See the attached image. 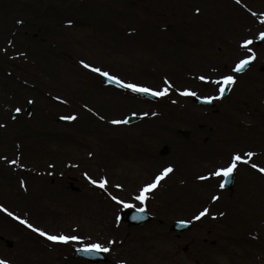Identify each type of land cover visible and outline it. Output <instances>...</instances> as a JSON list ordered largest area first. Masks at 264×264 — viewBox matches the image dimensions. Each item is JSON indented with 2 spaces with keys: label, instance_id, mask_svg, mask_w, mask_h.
<instances>
[{
  "label": "rangeland",
  "instance_id": "obj_1",
  "mask_svg": "<svg viewBox=\"0 0 264 264\" xmlns=\"http://www.w3.org/2000/svg\"><path fill=\"white\" fill-rule=\"evenodd\" d=\"M242 1L244 10L248 5L243 17L230 14L234 10H223L216 26L204 31L196 22L191 28L182 27L180 15L190 24L192 17L187 14L199 9L205 22L209 13L204 7H212L213 0L206 6L199 0H0V124L4 125L0 127V205L50 234L80 237V242L53 243L25 224L16 228L20 221L0 210L3 260L13 264L20 256L28 264H56L51 258L55 253L72 259L69 256L75 250L99 243L109 249L107 264H264V173L251 163H238L231 190L221 189L223 177L212 175L241 153L237 138L241 127L261 133L257 137L250 133L245 149L256 154L251 162L264 166V40L260 39L264 0ZM234 22H244L241 31ZM244 39L253 40L250 47L256 61L245 74L237 75L232 71L235 64L250 55L240 47ZM181 46L188 48L189 55L172 56L169 50ZM43 47L49 48L50 66L48 70L32 69L28 61L36 59ZM213 49L219 54L212 55ZM191 57L194 68L183 63ZM84 63L154 90L162 89L167 79L173 84L172 93L156 103L142 100L130 91L108 87ZM173 66L210 80L231 74L237 83L227 99L213 100V108L200 107L195 99L218 96L220 86L181 78L184 74L170 75ZM92 90L103 100L102 114L117 120L136 116L138 121L110 130L97 128L92 132L95 141L75 140V131L68 129L63 117L71 109L86 112L79 101L82 104L91 94L98 97ZM185 90L197 96L181 95ZM51 94L70 110L61 111L59 105L47 116L42 105ZM28 101L30 113H26ZM122 101L129 106H121ZM175 102L188 110L181 117L163 111ZM16 108L21 111L14 119ZM179 131H188L190 136L185 139ZM226 135L230 140L224 139ZM30 143L37 147L34 152L23 147ZM164 148L167 154L163 156ZM104 159L110 168L102 176L96 166ZM13 160L18 163L12 164ZM186 162L200 165L201 174L212 175L204 196L210 204L219 203L217 207L196 200L189 205H167L166 193L178 190L188 195L187 187L177 188L172 181L150 193L143 204L135 199L163 168L170 165L178 171ZM90 176L98 181L106 178V190L90 183ZM246 180L255 181L263 192L258 193L255 184ZM240 190L245 195H239ZM113 196L133 208H146L152 222L137 228L120 222L124 205ZM213 196L219 199L213 201ZM205 207L209 214L196 220ZM177 221L192 222L193 230L184 235L172 233L170 228ZM184 247H188L186 252ZM33 251L42 256L31 259Z\"/></svg>",
  "mask_w": 264,
  "mask_h": 264
},
{
  "label": "bare ground",
  "instance_id": "obj_2",
  "mask_svg": "<svg viewBox=\"0 0 264 264\" xmlns=\"http://www.w3.org/2000/svg\"><path fill=\"white\" fill-rule=\"evenodd\" d=\"M210 1L211 0H199V4L200 5L204 4V6H206L207 3H209ZM231 1L234 3V6L231 5L232 4ZM245 2H249V0H245ZM242 4L245 5V3L243 1H242ZM242 4L241 3L237 4L236 0H213L212 7L208 8V9H206L204 7V11L209 13L208 19L205 20V22H202V18H200L203 11L199 10V12L197 13V11L195 10L192 13L187 14L188 16L192 17V19H193V21L191 19L190 24H188L186 22L187 18H185L183 13H181V15H180L181 26L184 28H191L193 25V22H196L202 26L201 29H199V30L206 31V30L212 29L211 27L212 26L215 27L216 24L220 21L218 14L223 10H227V9H228V11H229V9L234 10L230 14L240 15L241 17H243L244 11H246L248 5L246 4L245 10H244L242 7ZM158 5H159V3H158ZM238 7L243 12H241L238 9ZM159 9H162V7H160ZM64 16L66 17V20H67V17H69L66 14ZM235 17L238 18V16H235ZM49 21H51V18H49ZM236 23H238V24H236ZM243 23L244 22H240V23L234 22L233 26H235L236 29L241 31L242 27L244 25ZM27 24L28 23H26L25 25H27ZM71 24H72V22H71ZM71 24H68V25H71ZM227 33L231 34V32H227ZM22 34H23V30H22ZM208 36H210V35H208ZM51 38L53 39V36H51ZM222 42L228 48L229 45L225 41H222ZM209 47H213V46H208V48ZM210 50H212V49H210ZM169 52L172 54V56L179 54V53L182 54L183 56L189 55L188 48H186L184 46H181L179 49H175V48L170 49ZM46 53H48L47 57H46ZM211 53H212V55L219 54L215 51V49H213V51H211ZM220 53H223V50H220ZM36 57H37L36 59H31L30 61H28V65L32 69L39 68V69L48 70V67L50 66L49 61L51 60V58L49 59V57H50L49 48L43 47L42 50L39 52V54ZM183 58H186V57H183ZM183 63L188 64L189 68H194V65H195L192 57L189 61L186 59V62H183ZM75 71L77 72L78 70L75 69ZM168 74H170V75L174 74L173 76H176V74H184V72L180 70L179 66H173L171 68V70L168 72ZM191 74H194V73L188 72L187 74L181 75V78L185 77V78H189V79H196L199 81V78H197L196 76L193 77V76H191ZM81 80L83 81V79H81ZM74 81L80 82V80L78 78H74ZM69 89L73 90L70 87H69ZM80 92H82V91H80ZM92 92L96 93V95L98 96L97 92H95L94 90H92ZM171 93L172 92L170 90L167 97L170 98ZM176 93H178V92H176ZM70 95L73 97V94H70ZM80 95L82 96V93H80ZM74 97H77V96L74 95ZM84 98L85 99L83 100L82 104H81V100L79 101V107L82 108L81 110L86 111L83 114H79V113L73 111L72 109L70 110L66 106V104H65L66 102H64L60 97H58L54 94L50 95V97H49L50 102L47 100L46 102L43 103L42 106L45 107L46 110L48 111V112H45V111H43V112L46 113L47 116H49L50 113H52V111L55 110V108H58L57 106H59V105H61L63 107V109L61 111L68 112V110H70V112H68L69 113L68 116L74 115L77 117V119L75 121L68 120L66 125L70 131H72V130L75 131L74 132V139L75 140L78 139L80 141H83L85 139H94V141H95V139H97V136L95 134H93L92 132L94 130H96L97 128L110 130L111 128H113L115 126L114 124L111 123V121L114 120V118L101 113L99 108H102V102H101L102 99H100L99 96L95 97L94 94H91V96H85ZM182 99H183V97H182ZM52 103H55V105H53ZM119 103L121 104V106H126L127 104L129 106V103H126L124 101L119 102ZM112 104H113V106H111V107H114V102H112ZM173 105H176V106H173ZM163 111H165V112L171 111L169 113V115L171 114L170 116L181 117L182 114H184L188 110L183 105H181L180 103L175 102V103H172V106H169V107L165 106L163 108ZM261 115H262L261 121L263 122V129H264V112ZM46 132L48 133V130H46ZM260 134L261 133H258V132L256 133L257 136H259ZM262 135L264 136V131H262ZM41 139H43V137ZM23 147H24V149H26V147L32 148L31 149L32 152H34V149L37 148L35 145H33V143H30L29 145L25 144V145H23ZM199 166L200 165H198V164H195V165L191 164L190 166H188L187 162L183 163V165L181 166V168L178 171L177 170L175 171V169H174L172 173H170L164 180L161 181V183L159 184L157 189H159L162 184H164V185L169 184V182L172 181L174 186L177 185L176 186L177 188L178 187H187L186 192L188 193V195L190 193V197L188 195H186L184 192L182 193L181 191H178V190L175 193H172V192L170 194L166 193L165 198L167 201V205L171 206V204H174L175 206H177L179 204H184L186 202H188L187 205H189L195 200L200 201L202 203L205 202L206 204H208L214 208L217 207L216 205H219V203H216V205L210 204L207 201V198H205L204 193H205V191L208 190L207 183L209 182V180L212 177L210 175L207 176L206 173L201 174ZM244 171H245V168H244ZM246 171H248V168L246 169ZM201 176L210 177V179L201 180V179H199V177H201ZM246 182H249V180H246ZM251 182L255 184V186L252 184V187L254 186L255 189L258 190V193L263 192L261 189H258L257 183L255 181L254 182L250 181L249 185L251 184ZM238 193H239V195L240 194L245 195V192H243L241 190ZM263 197H264V195H263ZM240 198L242 199L241 196H240ZM211 202H212V199H211ZM215 217L218 219L220 218L218 214ZM245 220L248 221V217H245ZM259 230H261V228Z\"/></svg>",
  "mask_w": 264,
  "mask_h": 264
},
{
  "label": "snow or ice",
  "instance_id": "obj_3",
  "mask_svg": "<svg viewBox=\"0 0 264 264\" xmlns=\"http://www.w3.org/2000/svg\"><path fill=\"white\" fill-rule=\"evenodd\" d=\"M236 3L240 4L241 0H236ZM196 11L198 13L199 9H197ZM254 15H255V13H254ZM262 22H264V21H262ZM21 23H22V21H21ZM69 24H71V21H69ZM260 39L264 40V32L260 33ZM252 44H253V40H251V39H244L243 42L240 44V47L242 49H245L248 53H250V55H247L245 58L240 59L235 64V67L232 69L233 72H235V73L243 72L252 63V61L255 60L256 54L252 50V48L250 47V45H252ZM83 66L87 69H90L92 72L98 73L99 75L105 77L107 81H109L115 85H118L121 89H127L132 93H137L140 95L164 97V96H167L169 94L170 89L173 88V84L171 82H169L167 79L164 80L165 86L162 89L154 90L153 88L146 87V86H143V85H140L137 83L125 82L124 80H121L118 76L112 75L109 72L104 71L99 67H93L92 65L87 64V63H84ZM198 78H199V80L203 81L205 84L211 83V84H216V85L220 86L219 87V96L205 97L204 98L205 102H211L215 99L223 98L225 92L237 83L236 77L234 75H231V74H224L219 79H216V80H210L207 76H204V75H201ZM180 94L184 95V96H194V97L197 96L196 92L188 91V90H185V91L181 92ZM15 111L17 113H19L21 111V109L16 108ZM63 119L75 121L77 119V117L72 115V116L63 117ZM128 122L129 121L126 119L125 120L114 119L111 121V123L114 125L127 124ZM3 126H4L3 124H0V127H3ZM255 155L256 154L252 151H248L246 154H243V155L242 154H234L231 157L228 166L217 168L216 171L212 173V175L216 176V177H223L224 178L223 182L220 183L219 187L221 189H223L226 186V184L229 182V180L233 176L235 170L237 169L238 163H243V164L251 163V167L253 169L258 170L260 173H264V166H259L257 163L251 162L250 159L245 158V156L248 158H252ZM11 163L15 165L18 162L16 160H13V161H11ZM172 172H173V168L171 166L165 167L163 169V171L159 175H157L152 182L147 183L140 190V193L135 197V199L137 201H139L141 204L145 203L148 199V194L150 192H152L153 190H155L158 187V185L161 183V181L164 180ZM88 179H89L90 183H92L93 185H95L101 189L106 190L107 185H108V180L106 178L101 179L99 181L96 179H92L91 177H88ZM199 179L207 180V179H210V177L201 176V177H199ZM117 187H120V186L118 185ZM112 199L117 201V203L124 204L123 201L118 200V198L115 196H113ZM212 199H213V201H215V200H218L219 197L213 196ZM124 206L125 207H134L133 205H130V204H125ZM0 210L6 212L8 216L13 217L16 220H19L20 223L25 224L33 232L38 233L40 236L45 237L47 240H49L53 243L68 244L70 242H80V237L75 236V235H64V234L53 235V234H50L47 231L32 225L27 220H23L19 216H15L14 213L9 211L7 208H4L2 205H0ZM139 211L143 212V211H145V209L141 208V209H139ZM208 214H209V209L207 207H205V208H203V210H201L199 212V214L195 217V219L201 220L202 218H204ZM220 215H223V213H220ZM213 218H215V217H213ZM112 243H114V241ZM79 251H83L85 253L91 254L93 252H100V251L107 252V251H109V249L107 247H103L99 243H95V244H90L85 248L79 249ZM0 264H9V262L7 260L0 259Z\"/></svg>",
  "mask_w": 264,
  "mask_h": 264
},
{
  "label": "water",
  "instance_id": "obj_4",
  "mask_svg": "<svg viewBox=\"0 0 264 264\" xmlns=\"http://www.w3.org/2000/svg\"><path fill=\"white\" fill-rule=\"evenodd\" d=\"M108 82H109V81H108ZM110 83H111V82H110ZM112 84H113V83H112ZM114 85H115V84H114ZM225 94H227V93L225 92ZM147 97L153 99L152 96H149V95H148ZM132 121H134V119H133ZM232 184H233V179H230L229 182L227 183V186H228V187H231ZM129 216H130V215H129ZM128 222H130L131 224H141V223H143V222H146V220L144 221L143 219H136V218H133V217H129ZM189 228H190L189 225H185V224H177V225L173 228V230L178 231V232H184L185 230H187V229H189ZM81 255L84 256V254H81ZM99 260H100V259H96L95 261L98 262Z\"/></svg>",
  "mask_w": 264,
  "mask_h": 264
},
{
  "label": "flooded vegetation",
  "instance_id": "obj_5",
  "mask_svg": "<svg viewBox=\"0 0 264 264\" xmlns=\"http://www.w3.org/2000/svg\"><path fill=\"white\" fill-rule=\"evenodd\" d=\"M17 263L18 264H24L23 262H21L20 260H17Z\"/></svg>",
  "mask_w": 264,
  "mask_h": 264
}]
</instances>
